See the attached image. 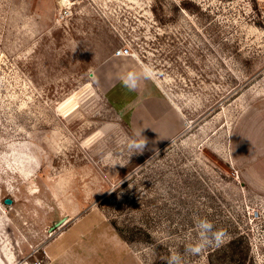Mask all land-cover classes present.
<instances>
[{
    "label": "rangeland",
    "instance_id": "1",
    "mask_svg": "<svg viewBox=\"0 0 264 264\" xmlns=\"http://www.w3.org/2000/svg\"><path fill=\"white\" fill-rule=\"evenodd\" d=\"M145 64L176 126L130 156L111 94ZM195 218L222 246L185 254ZM175 253L264 264V0H0V264Z\"/></svg>",
    "mask_w": 264,
    "mask_h": 264
},
{
    "label": "crops",
    "instance_id": "2",
    "mask_svg": "<svg viewBox=\"0 0 264 264\" xmlns=\"http://www.w3.org/2000/svg\"><path fill=\"white\" fill-rule=\"evenodd\" d=\"M111 96L122 108L121 114L127 115L133 130L143 129L142 135L148 143H161L172 136L176 126L175 111H169L172 107L170 102L154 92L152 85L142 84L134 92L121 87L113 88Z\"/></svg>",
    "mask_w": 264,
    "mask_h": 264
},
{
    "label": "clouds",
    "instance_id": "3",
    "mask_svg": "<svg viewBox=\"0 0 264 264\" xmlns=\"http://www.w3.org/2000/svg\"><path fill=\"white\" fill-rule=\"evenodd\" d=\"M154 69L151 65H142L137 70L135 68L124 71L120 77L121 85L129 92H134L140 88L144 81L152 79ZM143 129L135 131L133 136L125 141V147L130 156L142 153L147 147L148 140L142 135ZM194 229L197 233L194 243L185 248V254L200 255L209 247H220L225 242L227 233L224 229H218L213 222L207 218H195ZM167 264H184L183 256L175 253L170 255Z\"/></svg>",
    "mask_w": 264,
    "mask_h": 264
},
{
    "label": "built area",
    "instance_id": "4",
    "mask_svg": "<svg viewBox=\"0 0 264 264\" xmlns=\"http://www.w3.org/2000/svg\"><path fill=\"white\" fill-rule=\"evenodd\" d=\"M117 54H119V55H126V54H129V50H128V48H120L118 50Z\"/></svg>",
    "mask_w": 264,
    "mask_h": 264
},
{
    "label": "water",
    "instance_id": "5",
    "mask_svg": "<svg viewBox=\"0 0 264 264\" xmlns=\"http://www.w3.org/2000/svg\"><path fill=\"white\" fill-rule=\"evenodd\" d=\"M5 202L6 203H12L13 202V199L7 197V198H5ZM64 221H65V218H62V219L59 220V222L57 224L63 223Z\"/></svg>",
    "mask_w": 264,
    "mask_h": 264
},
{
    "label": "trees",
    "instance_id": "6",
    "mask_svg": "<svg viewBox=\"0 0 264 264\" xmlns=\"http://www.w3.org/2000/svg\"><path fill=\"white\" fill-rule=\"evenodd\" d=\"M120 234L123 235L122 233H120ZM236 240L237 239H235V238H233V239L230 240V243H229L230 247H233L235 249V244H236L235 242H236Z\"/></svg>",
    "mask_w": 264,
    "mask_h": 264
}]
</instances>
